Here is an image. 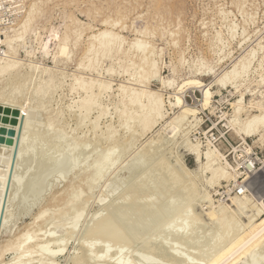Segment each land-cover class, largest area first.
Returning a JSON list of instances; mask_svg holds the SVG:
<instances>
[{"label": "rangeland", "instance_id": "1", "mask_svg": "<svg viewBox=\"0 0 264 264\" xmlns=\"http://www.w3.org/2000/svg\"><path fill=\"white\" fill-rule=\"evenodd\" d=\"M29 10L32 12L31 14ZM28 17H30L29 26L27 32L24 34L23 41L19 40L13 43L14 40L12 41L10 36L14 37V31L17 28L20 29L19 26ZM106 19L111 20V22L115 21L116 24L113 23L112 25L106 26L103 21ZM51 28L53 29L50 30ZM104 28H111L113 31L122 34L125 38L123 43L124 51L120 53L114 51L110 53L103 52V57L101 55L102 51H100L97 54L98 56L95 54L91 55L93 56L92 60L87 59L91 62L90 64L86 60L87 57L85 55L88 49L87 45L89 44V47L90 42H92L90 34L97 33ZM75 30L82 31V33L85 32V34H82L77 46H75L72 54H70L71 56L68 58L58 57L57 61L53 59L58 49L57 43L67 35L73 39L75 37ZM17 31L19 30H16L15 34ZM6 37L11 41L6 40ZM136 38L148 41L153 45L152 47L155 50V59L161 79L164 78V82L170 79L172 82L171 86H162L159 79H154L150 83H145L146 85L148 84L147 86L141 83V85L143 84V89L138 90L142 87H140V84H136L135 81L133 83V80L139 78L142 72L140 67V51L137 49L136 51L128 50ZM10 42L15 46V49H9L8 45L11 44ZM252 50L254 51L252 52ZM251 53L252 56L250 58ZM0 56V58L8 56L7 58L10 57L9 59H16V61L14 60L15 62L20 61L21 63L23 61L22 63H25V66L19 64L21 66L20 70L22 69V73L24 74L28 73L29 69L31 71L30 67L32 65L33 72L38 66L37 71H35L36 76L37 73L39 74L37 76L39 77L38 80L35 77L33 78L34 80L25 81V84L21 82L20 84L13 83V85H9L8 81H10L9 79L11 77L8 76L5 79L7 82H4L2 91H0V96L4 95V97H1L2 100L0 98V108L3 105L24 106L28 105L29 102L32 106H36L43 100H46L45 106L34 113L36 121L34 118L31 121L34 120L35 125L38 123L33 128L40 129V131L43 129V132L41 131L42 134L44 133L43 138H47L36 140L38 144H35L34 149L31 148L30 144H24L21 149L20 140L24 135H22L24 122H21L19 131L16 130L17 132L12 128H7L3 125L0 126V217L4 209L2 230H6L7 227L4 233L1 231L0 251L3 245L7 244L10 240H14L12 250L10 249L8 252L6 251V253L0 254V264H11L17 259L21 264H74L78 259H81V261L79 260L80 262L78 261L76 264H183L185 259L187 262H189L188 260L192 261L190 263L198 262V258L201 259L200 256H202V259L205 258L203 260L205 261L216 249L213 245V247L211 245L208 247L210 241L215 236L224 240L219 239L221 242L217 241L218 243L216 244L220 243L219 246L226 242L225 239L227 240L232 236V233H229V236L226 234L227 232L225 233V226V228L221 227L222 229H219L220 227L217 225L219 222L214 216L218 215L220 220L219 210L221 208L224 209L226 206L227 210H224L228 213L227 220L234 213L237 214L239 207L233 202L234 196L236 197L237 195H234L232 191L233 186H236L242 181H249L252 189L250 194L244 197L238 196L240 197L239 199L244 200V202L241 201L248 207L247 209L245 208L247 210L245 214H241L239 210L240 212L233 216L235 218L234 222L243 228L240 229L246 230L251 220H259L264 216V209L257 216L259 207L262 208L263 206L264 208V163L260 170L255 171L254 174L242 170L240 168L242 162L234 164V159L237 154L242 155L241 151L246 153L249 151L248 153H250L252 152L251 150H256L259 154H262L264 159V142L258 141L255 144L256 137L257 140L259 138L258 133L254 135L255 137H248L246 142L243 141L248 144H244L241 140V135L236 130L238 128L236 122L241 123L245 121L244 118L246 115L248 114L250 116L249 112L253 114L257 111V108L251 105L250 100L256 99L264 101V0H0ZM243 58H250L251 60L248 59L245 62H251H249L247 70L240 65L239 71L242 74L238 78L237 83L223 85L216 82L218 78L223 76L222 74L232 70L234 64ZM27 64L32 65L29 67ZM34 64H36L35 68ZM38 64L40 66L42 64L43 66H52L55 70L52 68L49 69L46 66L43 69L42 67L39 68ZM89 64L93 65V67L87 68L86 66ZM110 67L115 70V73L109 74ZM41 70L42 73L38 72ZM44 70L48 72L45 73L46 75L44 74ZM244 70L246 71L245 73H243ZM57 74L58 77H55ZM41 76L42 81L40 82ZM92 76L95 79L97 78L96 82L103 80L107 81L106 83L110 85L106 89V84L102 81L100 83L104 84L99 83V85H105V87L101 89L98 87L99 90H97V87L94 88L93 92L95 93L92 95V100L95 98L97 101L94 102L93 100V107L87 112L84 109L80 110V107H78L79 101H82L87 94L82 87H79L80 85L78 86L76 84V78L82 77L88 79L91 77L93 79ZM48 77L51 79H48ZM196 77L201 81L203 80L202 82L204 84H211V89L214 91L212 99L207 103L202 99L204 97V90H201L204 87H199L196 90H188V87H186L182 90L179 85L188 79ZM47 79L50 81L48 82ZM129 79L132 83L128 82ZM52 80L53 82H51ZM44 81L48 82V84ZM50 82L52 85L49 84ZM37 83L39 87H37ZM119 84L130 85L127 88L133 86L136 89L133 87L132 89L140 91V93H143L142 90H146V88L149 91L157 90V95L161 92L162 96L158 95V99L155 96H150V98L153 97L154 101L156 99L157 101L160 100L158 103L162 101L163 104H160L163 107H161V113L164 112L165 115L164 113L161 115L162 117L157 115L161 118L155 116L158 121L155 117H152L157 122H154L156 125L152 129L151 127L149 128L151 130L148 127L145 129L144 125L141 126L142 121H145L147 118L142 115L146 116L145 112L148 108L150 110L147 111V113L149 112L147 115H150L153 108L156 107L155 104H158L156 103L157 101L153 104V108L149 107L154 101L146 97L150 100L147 99V101L144 98V93V97L141 94V102L143 101L146 105H143L145 108L143 107L144 110H141V104L143 103H140V101L139 105L141 109H139L140 106L138 107V103L136 105L135 103H126L124 101L128 94V89L124 91L126 94L123 93L118 88L120 86ZM47 86L49 87L47 88ZM41 87L46 90H51H47L49 92L47 94V91L41 90L43 89ZM33 89L35 91L37 89L39 94L37 91L36 94ZM102 89L105 90L101 91ZM29 90L31 92L33 91L36 95ZM147 90L145 92L146 95L149 94ZM42 91L44 92L42 93ZM177 91H179L178 95H176ZM44 94L45 96H42ZM241 94H244V97L242 96L243 99ZM176 96L182 97L183 103L178 105L176 103L177 100L175 102ZM239 99L243 100V104ZM234 101H236L237 105H235L236 103ZM232 102L234 103L233 105ZM239 102L246 108L240 115L238 114L242 118H237V111H234L237 107L241 106ZM147 103L149 104L147 105ZM244 103H247L248 106L247 104L245 106ZM249 104L250 107L253 106L254 108H250ZM184 107L196 109V111L195 113H187L186 115L189 114L188 116L185 115L187 119L184 116V120L188 121L180 120L184 123L181 122L176 127L178 129L181 126L180 129L166 134L167 125L177 119L176 117L173 119L174 116L182 114L183 110L181 112V109ZM0 110L4 111L5 109L1 108ZM6 110L9 113V109L6 108ZM14 111L17 114L18 111ZM100 111H103L102 114L104 113V115L99 114L101 113ZM10 112H13V110ZM130 117L133 118L131 119ZM177 117L178 121L179 116ZM58 118L63 123L66 132L78 140L85 138V141H81L80 143L88 145L81 147L75 155L70 154L69 150H67L68 148H66L67 152L63 150L61 152V159L55 161L54 157L59 154L54 153L52 149L48 150L47 147H44L48 146L46 142H48L49 138L48 134L45 133L46 130L43 128L42 122L46 124L48 121L54 120L55 123H58ZM63 118L64 120L62 121ZM97 118V122H94ZM142 118L144 119L142 120ZM233 118H236V121ZM171 119H173L172 122H170ZM180 121L174 123L178 125ZM33 122H31L32 125ZM168 122L170 123L168 124ZM240 123L239 128L243 125V123L242 125ZM94 124L96 125L95 127H93ZM212 124L219 129L218 135H220V139L218 144H211L210 142L202 144L200 138L196 137L199 136L197 132L206 130ZM77 127L79 128L77 129ZM142 128L145 130L142 131L145 132L144 134L141 132ZM26 134L25 137L30 141L33 137L30 136L29 138L30 134ZM149 138L151 142L148 140ZM240 142L242 143L241 145L239 144ZM189 143L193 144L188 145ZM197 143H199V149H201L202 165H205V162H207L204 161L207 160L204 152L210 147L213 150H218L220 160L222 159L221 161L218 160L219 164H225L224 166L227 164L229 170L237 167L238 169H236L239 172L241 170L243 173L240 172L236 179L230 181L222 178L217 181L219 183H211L209 180L210 170H207L204 165L197 168L193 155L188 151L191 146H195ZM95 144L98 146L94 147ZM245 146L248 148L245 149ZM20 149L22 154L18 156ZM97 154L101 156L100 159L99 156L97 157ZM105 154L107 158L110 157L109 159L111 161L105 158ZM141 155L143 156L141 157ZM52 156L53 159L50 158ZM114 156H119V159H116ZM136 156L139 159H135L134 157ZM48 157L50 160L45 161L44 159ZM111 158L114 161L116 159L115 162L117 163L114 162L116 165H112ZM142 158L143 161H141ZM133 159L136 160V166H134ZM99 160H105V162L102 161V164L99 163ZM129 160L132 162L128 163ZM52 161L56 163L53 164ZM74 161L79 164L77 168L80 166L83 168L79 170V175H74L70 172ZM139 163H141V167ZM161 163H164L166 168L161 169ZM105 164L106 166L109 164L112 165V168L109 167L110 165L106 167ZM131 164L134 165L132 166ZM95 167L97 169L100 167L99 170L102 174L99 173V170L97 174ZM91 168L96 169H94L95 174L93 176L96 178L98 175L99 178H96L98 180L95 179V184L92 176L91 179H88L89 181L87 180L88 185L85 177ZM106 168L107 170H104ZM40 169L43 170L41 171ZM129 169L131 170L129 171ZM132 170L137 171L134 174ZM171 172H174L177 177L179 176L178 178L180 180L178 183L172 180L174 175L170 177ZM63 174L65 176H61ZM21 176H23V180L19 178ZM44 176L46 177L44 178ZM2 178L3 180H1ZM241 178H243L242 181ZM19 180L22 181V183L20 181L21 185L18 184ZM38 183L43 185L45 183V187ZM41 186L42 188H40ZM2 187L4 188L3 190ZM39 188L40 190H37ZM228 188L232 190L229 191ZM189 190H191L190 193ZM187 192L191 195H188ZM260 193H262V196ZM77 194L79 196H76ZM255 194L257 197H255ZM186 196L188 199H186ZM246 196H248V199L245 198ZM176 199L178 200L174 202H177V204L180 203V208H178L179 210L175 209L176 212L171 216L173 222L183 221L184 217L182 215L185 208L190 207V216H195V219L190 218L191 220L188 219L186 221L189 226V231L186 237H182L183 239L172 235L169 236V234L167 235L164 232L158 233L164 230L169 225L167 223L171 221L169 217L162 215L166 211L163 210L166 206L165 203L167 204L169 200ZM71 201L72 203L74 202L73 205H71ZM78 202L82 208L77 206L78 204L76 205ZM261 204L263 205L261 206ZM123 205L124 207H122ZM223 205L224 207H221ZM229 205L230 208L232 207V210L234 208L233 211L236 208V211L232 212L231 215L230 211L232 210H229ZM76 206L80 209H77ZM249 207L251 208L248 209ZM124 208L127 211L129 210V212L133 211L136 213L138 211L139 214L145 212L142 214L145 217L147 214L153 215L154 217L151 216L153 219H157V215L163 218L166 217L165 221H161L160 223L158 221L154 224H158L156 225V230L159 231L157 232L155 230L153 235H149L152 236L151 240L154 239L152 241V243L154 242L153 244H150V246L145 245L146 242L137 234L131 236L132 241L129 244H111V242H107L104 239L99 241L94 238L92 239L90 237L91 235L89 236V231L92 232L94 218L97 217V214L111 213L112 210L115 212L120 209L124 210ZM211 209H217L219 213L216 210L217 212H213L218 214L215 213L216 215L210 216ZM210 210L211 212L208 214L207 212ZM161 211L162 213L160 215ZM250 214H256L257 218H253V215V219L250 218ZM196 216L199 217L196 218ZM212 217L215 219L213 220ZM147 218L149 217L147 216ZM230 221L233 223V218L228 220V222ZM245 225L248 226L246 227ZM242 230L240 231L242 232ZM24 234L31 236V238L29 235L27 237L29 239V241L27 239L28 244L23 242V238L26 236ZM158 234L163 236H159ZM47 239H50L49 242ZM155 239L159 241L157 242ZM29 242L33 243H31L33 245L32 249L27 246ZM212 242L214 243L215 241ZM258 243L256 244L257 246L254 245L255 247H251L250 249L253 250L254 248V250L252 252H250L251 250L246 252L247 254L245 253L239 261L240 263L238 262L237 264H264V242L261 243L260 241ZM44 250L47 251L45 252ZM43 251L45 253L51 251L53 255L50 258L46 257V255L41 256ZM186 255H189L190 259H187ZM20 256H25V258H22L25 262L23 261L22 263L19 260ZM12 259H14L13 262ZM17 263L19 264V262Z\"/></svg>", "mask_w": 264, "mask_h": 264}, {"label": "bare ground", "instance_id": "2", "mask_svg": "<svg viewBox=\"0 0 264 264\" xmlns=\"http://www.w3.org/2000/svg\"><path fill=\"white\" fill-rule=\"evenodd\" d=\"M30 11V10H29ZM30 14L32 13L31 11L29 12ZM28 14V13H27ZM27 17V16H26ZM32 19V18H31ZM69 19V18H68ZM29 21H30V17H28L26 20H25V22L24 23H22L20 26H19V28L20 29H16V30H19V31H17V33L15 34V31H14V34H13V36L14 37H11L10 35V39L13 41L14 40V42L13 43H15L16 41H19V40H22L23 39V37H24V34L27 32V30H28V26H29ZM73 21V20H72ZM104 21V24H106V26L107 25H112L113 23H115V21H112L111 22V20H109V19H106V20H103ZM116 24V23H115ZM90 25V24H89ZM105 26V27H106ZM236 26V25H235ZM67 28V27H66ZM53 28H51L50 30H52ZM138 29V28H137ZM143 29V28H142ZM233 30V29H232ZM54 31V30H53ZM56 31V30H55ZM234 31V30H233ZM139 33V32H138ZM82 34H85V32H83L82 33V31H79V30H75V32H74V35H75V37L73 38V39H71L68 35L66 36V37H64L63 39H61L60 41H59V43H57L58 44V49H57V51L55 52V55H54V58L53 59H55L56 61H57V58L59 57H66V58H68V57H70L71 55L70 54H72V52H73V49L75 48V46H77V44H78V42H79V40L81 39V37H82ZM7 35V34H6ZM51 35V34H50ZM91 36H90V39L92 40V42H90V46L88 47V45H87V51H86V60L87 59H89V60H92V58H93V56H91V55H93V54H95L96 56H98L97 54H98V52H100V51H102V57H103V55H104V53L103 52H116V53H120V52H123L124 51V49H123V43H124V40H125V38L122 36V34H119L118 32H115V31H113L111 28L110 29H108V28H104V29H101V30H99L97 33H93V34H90ZM7 37H8V35H7ZM6 37V40H9L8 38ZM36 38V37H35ZM50 38V37H49ZM220 38V37H219ZM145 39V38H144ZM11 40H9V41H11ZM142 39H138V38H136L135 40H134V42H132V46H131V48H128V50L129 51H131V50H133V51H136V49L138 50V51H140V60H141V75H140V77L139 78H136V79H134L133 80V83H134V81H135V83L137 84H140V87H142V88H140V89H138V90H141V89H143V84L141 85V83H150L152 80H154V79H159L160 80V82H161V84H162V86L163 85H168V87L169 86H171L172 85V82L170 81V79H169V81H167L166 82V80H165V82L163 81V79H161V76H160V73H159V70H158V68H157V61H156V59H155V50H154V48L152 47L153 45L150 43V42H148V41H141ZM148 40V39H147ZM9 41H8V44H9ZM23 41V40H22ZM11 44L10 45H8L9 46V49H15V46L12 44V42H10ZM43 47H45V46H43ZM134 48V49H133ZM153 48V49H152ZM46 49V48H45ZM44 50V49H43ZM127 50V51H128ZM13 51V50H12ZM254 50H252V52H253ZM128 53V52H127ZM54 54V53H53ZM107 55H108V53H107ZM110 55V54H109ZM9 56V55H8ZM8 56H5L4 58H0V91H2V88H3V86H4V82L6 81L5 79L9 76V77H11L9 80L10 81H8L9 82V85H13V83L14 84H16V83H24L25 81H28V80H34L33 78H35V77H37L39 74L37 73V76H36V73H35V71H37V68H38V66H37V68H35L36 67V64H34V68L36 69V70H34V72L32 71L33 69V65L31 66V65H29V64H27V65H29V67L31 68V71H30V69H29V72L28 73H22V69L20 70V68H21V66H20V64L21 65H26L25 63L23 64L22 62L20 63V61L19 62H15L16 61V59H14V60H12V58H13V55H12V58L11 59H9V58H7ZM11 56V55H10ZM15 56V55H14ZM83 56V55H82ZM95 56V57H96ZM121 56V55H120ZM249 56V55H248ZM251 56H252V53H251V55H250V58H251ZM1 57V56H0ZM81 57V56H80ZM109 57V56H108ZM113 57V56H112ZM115 57V56H114ZM130 57V56H129ZM15 58V57H14ZM250 58H243V59H241L240 61H238V63H236V64H234V67H233V69L232 70H229V71H227L226 73H224V74H222L223 76H221L220 78H218L217 80H216V82H218V83H220V84H223V85H227V84H235V83H237V80H238V78H240V76H241V72L239 71V67H240V65H242L243 66V68L245 69V70H247V68H248V66H249V62H251V61H248V63H246L245 61H247L248 59L249 60H251ZM83 59V58H82ZM85 59V58H84ZM19 60V59H18ZM17 60V61H18ZM89 60H87L88 62H89ZM253 60V59H252ZM83 61V60H82ZM97 61V60H96ZM131 61V60H130ZM84 62V61H83ZM88 62H87V64H88ZM20 63V64H19ZM90 64H91V62H89ZM88 65V66H86L87 68H92L93 67V65ZM39 65V64H38ZM80 65H82V63H80ZM20 66V67H19ZM44 66H46V67H48L47 65H44ZM43 64H42V66H40L39 65V68L40 67H42V69H43ZM132 67H133V65H131ZM27 67V66H26ZM25 67V68H26ZM84 67V66H83ZM85 67V68H86ZM24 68V67H23ZM49 69L50 68H52V66H49L48 67ZM111 68V67H110ZM128 68V67H127ZM127 68H126V70H127ZM130 68V67H129ZM46 69V68H45ZM52 69H54V68H52ZM60 69V68H59ZM47 71H49L48 69H46ZM55 70V69H54ZM109 70V69H108ZM125 70V71H126ZM243 70V69H242ZM241 70V71H242ZM243 71V73H245L246 71ZM53 71V70H52ZM115 70H113V68H111L110 70H109V74H113V73H115L114 72ZM25 72V71H24ZM27 72V71H26ZM38 72H41L42 73V70L41 71H38ZM45 73H48V72H46L45 70H44V74ZM56 73V72H55ZM50 74H51V71H50ZM53 74H54V72H53ZM101 74V73H100ZM46 75V74H45ZM48 75V74H47ZM52 75V74H51ZM56 75V74H55ZM55 75H53V76H55ZM138 75V74H137ZM52 76V77H53ZM98 76H100V75H98ZM132 76V75H131ZM46 77V76H45ZM50 77V76H49ZM48 77V79H51V78H49ZM55 77H58V74H57V76H55ZM54 77V78H55ZM93 77V76H92ZM41 78V80H40V82L42 81V76L40 77ZM44 78V77H43ZM54 78H52V79H54ZM133 78V77H132ZM35 79H39V77H37V78H35ZM47 79V81L49 82L50 80H48ZM97 79V78H96ZM96 79L93 77V79L91 78V77H89L88 79H84V78H82V77H77L76 78V84H78V86L79 87H82V89H84L85 90V92H86V96L83 98V100L82 101H79V106L78 107H80V110L81 109H84V111H87V112H89L90 110H91V108L93 107V100H94V102H96L97 100L94 98L93 100H92V95H94V93L95 92H93V90H94V88L95 87H97V90H99V89H101V88H103V87H105V85H99V83L100 82H102L103 80H101V81H97L96 82ZM57 80V79H56ZM173 80V79H172ZM262 80V79H261ZM174 81V80H173ZM203 81V80H202ZM199 78H192V79H188L187 81H184L182 84H179L180 86H181V89L182 90H184L183 88H186V87H188V90L189 89H197V88H199V87H204V89H200L201 91H203L204 90V92H203V94H204V97L202 98V99H204V102H209L210 101V99H212V95H213V92L214 91H212V89H211V84H207V83H203ZM263 81V80H262ZM261 81V82H262ZM7 82V81H6ZM33 82V81H32ZM38 82V81H37ZM44 82H46V81H44ZM48 82H46V84H48ZM51 82H53V80L51 81ZM49 83V84H51L52 85V83ZM105 84H106V89H107V87L109 88V85H108V83H106L107 81H103ZM129 83H132V82H130V79H129V81H128ZM175 82V81H174ZM174 82H173V85H174ZM55 83H56V81H55ZM104 83H100V84H104ZM109 83H110V81H109ZM128 83V84H129ZM25 84V83H24ZM44 84V83H43ZM127 84V83H126ZM126 84H123V85H121V84H119L120 86L118 87L119 89H121L122 90V92L123 93H125L124 91H126L127 89V95H126V98H125V102L126 103H135L136 105H137V103H138V107L140 106L139 104L140 103H143V101L141 102V99H140V96H141V94H142V96H143V93H144V95H145V97L144 98H146V97H148V98H150V96H155V98H159L158 97V95L159 96H162V94H161V92L157 95L156 94V92H157V90L156 91H149V90H147V88H146V90H147V92L149 93V94H145V92H146V90H145V92H144V90H142L143 91V93H140V91H135L134 89H132V87L131 88H127V86L129 87L130 85H126ZM6 85H7V87H8V84L6 83ZM37 85V87H39V84L37 83L36 84ZM41 85V84H40ZM53 85H54V83H53ZM125 85V86H124ZM132 85V84H131ZM146 85V84H145ZM148 85V84H147ZM146 85V86H147ZM178 85V87H180ZM55 86V85H54ZM54 86H52L53 88H54ZM138 86V85H137ZM161 86V87H162ZM33 87V86H32ZM49 86H47V88H48ZM51 87V88H52ZM74 87H76V86H74ZM98 87H100L99 89H98ZM149 87V86H148ZM165 87H167V86H165ZM10 88V87H9ZM34 88V87H33ZM41 88H43V87H41ZM44 88H45V86H44ZM41 89V90H46V89ZM133 88H135V87H133ZM139 88V87H138ZM5 89V88H4ZM17 89V88H16ZM75 89V88H74ZM130 89H132L131 91H129ZM136 89V88H135ZM149 89V88H148ZM151 89V88H150ZM162 89H164V88H162ZM180 89V88H179ZM178 89V90H179ZM19 90V89H18ZM32 90V89H31ZM34 90V89H33ZM48 91H50L51 89H47ZM46 90V91H47ZM103 90H105V89H102L101 91H103ZM154 90V89H153ZM30 91V90H29ZM35 91V90H34ZM36 91H37V89H36ZM36 91H35V93H36ZM47 91V94L49 93ZM179 91H181V90H179ZM179 91H177V94L176 95H178V92ZM31 92V91H30ZM41 92V91H40ZM44 91H42V93H43ZM140 94H139V93ZM153 92H155V94H153ZM184 92V91H183ZM31 93H34L33 91L31 92ZM34 93V94H35ZM37 93H38V91H37ZM36 93V94H37ZM41 93V94H42ZM98 93V92H97ZM202 93V92H201ZM2 94H4L3 92H2ZM35 94V95H36ZM39 94V93H38ZM126 94V93H125ZM173 94H175V93H173ZM186 94V93H185ZM121 95V94H120ZM244 94H241V97L243 96ZM31 96H33V94H31ZM42 96H45V94L44 95H42ZM157 96V97H156ZM1 97H4V95L3 96H0V98ZM95 97H97V96H95ZM142 97V99L144 100V98ZM182 97H183V95H182ZM182 97H180V96H176L175 97V102H176V100H177V104L179 105L180 103H183L182 102ZM244 97V96H243ZM243 97H242V99H243ZM148 98H146V100L148 99ZM240 98V97H239ZM44 99H45V97H44ZM157 99L155 100V101H157ZM161 99H162V97H161ZM241 99V100H242ZM1 100H2V98H1ZM3 100H4V98H3ZM5 100H6V98H5ZM28 100V99H27ZM42 100H43V98H42ZM149 100V99H148ZM147 100V101H148ZM150 100H153L154 101V98L153 97H151L150 98ZM149 100V101H150ZM187 100V99H186ZM238 100V99H237ZM236 100V101H237ZM240 100V99H239ZM240 100V102H242V104H243V100L241 101ZM10 101V100H9ZM30 101V100H29ZM45 101L46 100H43L42 102H40L39 104H37L36 106H32L31 104H30V102H29V104L28 105H24V106H19V105H16V106H8V105H3V106H1V108L3 109H5L4 111H2V110H0V126H6L7 128H12L13 130H17V131H19V127H20V125H21V122H24V125H23V133H22V138H21V140H20V148L22 149V146H24V144L26 145V144H30V146H31V148L32 149H34V146H36L35 144H38V143H36V140H43V139H45V138H43V134H42V132H43V129L40 131V129L39 130H37V129H35V128H33V126L35 125L34 123L35 122H33L34 120L36 121V119H35V117H34V113L36 112V111H38V109H40V108H42L43 106H45ZM138 101V102H137ZM139 101H140V103H139ZM152 101V102H153ZM155 101H154V103H152V105L150 104V106L149 107H152L153 106V104H155ZM160 100H158L156 103H158ZM184 101V100H183ZM236 101H234L235 103H236ZM6 102V101H5ZM26 102V101H25ZM239 102V103H240ZM250 102H251V105H253L254 107H256L257 108V111H256V113H250L249 112V114H250V116H248V114L246 115V117L244 118L245 119V121H243V122H239L240 123V125H242V123H243V125L239 128V123L238 122H236V124H238L237 125V133L238 134H240L241 136V140H242V142L244 141V142H246V139L248 138V137H253L255 134H257L258 133V136H259V138H258V140H257V137H256V141H255V144L258 142V141H262V142H264V101L263 100H256V99H251L250 100ZM249 102V103H250ZM151 103V102H150ZM161 103H162V101H161ZM161 103H158V104H155L156 105V107H152L153 108V110L151 111V113H150V115H147V114H149V112L147 113V111L148 110H150L149 108H148V110H146V112H145V114H146V116L145 115H142V116H144V117H147L146 118V120L145 121H142V125L141 126H143L144 125V128L146 129L147 127H148V129L151 127V129H152V127L154 126V125H156V124H154V118L152 119V117H155V116H157V115H159V116H161V115H163V113L164 112H162L161 113V109L163 108L160 104ZM176 103H174L175 105H177ZM12 104V103H11ZM44 104V105H43ZM95 105H96V103H94ZM149 103H147V105H148ZM163 104V103H162ZM205 104V103H204ZM203 104V105H204ZM209 104V103H208ZM234 103L232 102V105H233ZM245 104V106H246V104L247 103H244ZM143 105H145V103H143V104H141V106H142V109H141V106L139 107V109H141V110H144L143 109ZM181 105H184V104H181ZM195 105V104H194ZM235 105H237V103L235 104ZM234 105V106H235ZM239 105V104H238ZM240 105H241V103H240ZM239 105V106H240ZM146 106V105H145ZM205 106H207V105H205ZM233 106V108L235 109V107ZM247 106H248V104H247ZM250 107V104H249V107L250 108H254V107ZM56 107V106H55ZM125 107V106H124ZM162 107V108H161ZM193 107V106H192ZM0 108V109H1ZM6 108H8L9 109V113H7V110H6ZM145 108V107H144ZM184 108H186V107H184ZM184 108H182L181 109V112H182V110H183V112H182V114H178L177 116H179V120L178 121H180L181 119H182V121H188V120H184V116L187 114V113H195V111H196V109L194 110V109H191V108H186V109H184ZM61 109V108H60ZM105 109V108H104ZM103 109V110H104ZM238 109V110H237ZM237 109H235L234 111H237V115L239 114L240 115V113L242 112V111H245L246 110V108L244 107V105H241L240 107H237ZM11 110H13V112H10ZM14 110H17L18 112H17V114L15 113V111ZM105 111V110H104ZM248 111H249V108H248ZM253 111V110H252ZM87 112H85V113H87ZM101 112V111H100ZM103 112V111H102ZM102 112L101 113H99V114H102ZM179 113H180V111H178ZM247 112V111H246ZM6 113H7V115H6ZM38 113V112H37ZM40 113V112H39ZM84 113V112H83ZM236 113V112H235ZM82 114V113H81ZM144 114V113H143ZM39 115V114H38ZM102 115H104V113L102 114ZM101 115V116H102ZM132 115V114H131ZM130 115V116H131ZM152 115H154V116H152ZM164 115H165V113H164ZM182 115V117H180ZM189 115V114H188ZM188 115H186V116H188ZM192 115V114H191ZM194 115V114H193ZM192 115V116H193ZM238 115V117L237 118H239V117H241V116H239ZM149 116H151V117H149ZM159 116H157V117H159ZM177 116H174L173 117V119L176 117L177 119H178V117ZM185 116V117H186ZM195 116V115H194ZM62 117V116H61ZM100 117V116H99ZM162 117V116H161ZM161 117H159V118H161ZM164 117V116H163ZM236 117V116H235ZM248 117V118H247ZM34 118V120L33 121H31V119H33ZM42 118V117H41ZM41 118H40V120H41ZM131 119L133 118V117H130ZM242 118V117H241ZM240 118V119H241ZM247 118V119H246ZM144 118H142V120H143ZM155 119L157 120V118L155 117ZM163 119V118H162ZM173 119H171L170 120V122H172L173 121ZM177 119L176 120H174V122L175 123H178V121H177ZM186 119H187V117H186ZM234 119V118H233ZM236 119V118H235ZM234 119V121H236ZM243 119V120H244ZM38 120V119H37ZM64 120V118L62 119V121ZM96 121H94V122H97V120H98V118L97 119H95ZM4 121H6V122H4ZM59 120V118H58V123H55V121L53 120V121H48L46 124H44L42 121H38V122H42V126H43V128H45V130H46V132L45 133H47L48 134V138H49V140H48V142H46V144H48V146H44V147H47L48 148V150H53V152L54 153H56V154H59L58 156H56V157H54V160L55 161H59L60 159H61V152L63 151V150H66V148H68L67 150H69V153L71 154H73V155H75V153L77 152V151H79L80 149H81V147H83V146H86V145H88V144H85L84 142V144H81L80 142L81 141H85V138H83V139H76V138H74L73 137V135H71V134H69L68 132H66L65 131V129H64V126H63V123ZM158 121V120H157ZM156 121V122H157ZM160 121V120H159ZM177 121V122H176ZM182 121H180L179 122V124L177 125V124H175L174 122H172V123H170V122H168V124L169 125H167V129H166V127L165 126H163V127H165V129H166V131H165V133L166 134H169L170 132H173V131H175L177 128L176 127H178L179 125H180V123L182 122ZM238 121V120H237ZM240 121V120H239ZM31 122H33V125H32V123ZM92 122V121H91ZM144 122V123H143ZM155 122V123H156ZM183 123V122H182ZM197 123V122H196ZM234 123V122H233ZM38 123H36V125H37ZM184 124V123H183ZM185 124H186V122H185ZM198 124V123H197ZM196 124V125H197ZM35 125V126H36ZM233 125H235V124H233ZM96 125L94 124L93 125V127H95ZM183 126V125H182ZM185 126V125H184ZM4 128V127H3ZM36 128H38V127H36ZM41 128V127H40ZM79 127H77V129H78ZM144 128H142L141 129V132L142 131H145L144 130ZM180 128H181V126H180ZM180 128H178V129H180ZM236 128V127H235ZM234 128V129H235ZM74 129H76V128H74ZM94 129V128H93ZM151 129H149V130H151ZM177 129V130H178ZM8 130V129H7ZM176 130V131H177ZM16 131V132H17ZM15 132V133H16ZM6 133H7V131H6ZM15 133H14V135H15ZM25 133H27L28 135H29V138H30V136L31 137H33L30 141H28L27 140V138L25 137ZM143 134L145 133V132H142ZM147 133V132H146ZM26 134V135H27ZM13 135V136H14ZM12 136V137H13ZM10 137V136H9ZM15 137V136H14ZM255 137V136H254ZM28 138V139H29ZM9 139V138H8ZM47 139V138H46ZM148 140H150V138L148 139ZM43 142H45V141H43ZM150 142H151V140H150ZM243 142V143H244ZM261 142V143H262ZM97 143V142H96ZM99 143V142H98ZM94 144V143H93ZM191 144H193V143H191ZM190 143L188 144V145H191ZM195 144V143H194ZM199 143H197V145H198ZM244 144H246V143H244ZM96 145V146H95ZM94 145V147H97L98 145L97 144H95ZM197 145H193V146H189L190 148L188 149V151H190V153L193 155V157H194V160H195V162H196V164H197V168H199V167H202L203 165H202V162H201V152H200V150L201 149H199V145L197 146ZM201 145V144H200ZM210 145V144H209ZM5 146V145H4ZM40 146V145H39ZM43 146V145H42ZM114 146V145H113ZM247 146V145H246ZM245 146V147H246ZM19 147V146H18ZM250 147V146H249ZM252 147V146H251ZM2 148V147H1ZM99 148V147H98ZM98 148H96V149H98ZM111 148H112V145H111ZM114 148V147H113ZM187 148V147H186ZM209 148V149H208ZM207 148V151H203L204 153H205V155L204 156H206L205 158L207 159V160H204V161H207V162H205V167H206V169L207 170H210V177H209V180L211 181V183H215V182H217L218 180H221L222 178H225L226 179V181H230V180H232V179H236L238 176H239V174H240V172H242L241 170H240V172L237 170L238 168L237 167H235V168H231L232 170H229L228 168H227V164H226V166H224L225 164H219V162H218V160H220V157H219V154H218V150L216 151V149L215 150H213V149H211L210 147H208ZM248 147H246L245 149H247ZM21 149H20V152H19V154H18V156L20 155V154H22V151H21ZM27 149V148H26ZM28 149H30L29 147H28ZM44 149V148H43ZM2 150V149H1ZM67 150H66V152H67ZM94 151H95V149H93ZM113 150V149H112ZM116 150V149H115ZM18 151H19V149H18ZM40 151V150H39ZM107 151H108V149H107ZM252 151V150H251ZM24 152V151H23ZM30 152H31V150H30ZM52 152V151H51ZM249 151H247V153H248ZM11 153V152H10ZM28 153V152H27ZM32 153V152H31ZM37 153V152H36ZM52 154V153H51ZM102 154V153H101ZM111 154V153H110ZM143 154V153H142ZM5 155V154H4ZM31 155V154H30ZM43 155V154H42ZM47 155V154H46ZM102 155H104V154H102ZM106 155V154H105ZM220 155H222V154H220ZM39 156V155H38ZM99 155L97 154V157H98ZM111 156V155H110ZM138 156V155H137ZM137 156L136 157H134L135 159H139V157L137 158ZM143 155H141V157H142ZM223 156V155H222ZM43 157V156H42ZM59 157V158H58ZM100 157L101 156H99V159H100ZM104 157V156H103ZM114 157H116V156H114ZM119 157V156H118ZM118 157H116V159H119ZM140 157V158H141ZM1 158V157H0ZM51 159H53V156L52 157H50ZM105 158H107V155L105 156ZM104 158V159H105ZM110 157H108L107 158V160L109 159ZM113 158V157H112ZM111 158V159H112ZM38 159H40V158H38ZM44 159V158H43ZM49 159V157L48 158H46V159H44L45 161L46 160H48ZM95 159H98V158H95ZM116 159H115V161H116ZM135 159H133L134 160V163H135V165L134 164H131L132 166L134 165V166H136L137 164H136V160ZM224 159V158H223ZM41 160V159H40ZM50 160V159H49ZM106 160V159H105ZM105 160H102L103 162H105ZM222 160V159H221ZM220 160V161H221ZM225 160V159H224ZM100 161V160H99ZM98 161V162H99ZM102 161H100L99 163H102ZM109 161H111L110 159H109ZM114 159H112V162H113V164L112 165H116V164H114ZM141 161H143V158H142V160ZM53 162V164H55L54 163V161H52ZM76 161H74V163H73V165H72V167H71V169H70V172H72L74 175H76V174H78L79 173V170L82 168L81 166L79 167V168H77V166L79 165V164H77V163H75ZM130 162H132V161H130L129 160V162L128 163H130ZM139 162V161H138ZM137 162V163H138ZM36 163V162H35ZM45 163H47V162H45ZM98 163V164H99ZM106 163H107V161H106ZM115 163H117V162H115ZM204 163V162H203ZM221 163V162H220ZM225 163V162H224ZM226 163H227V161H226ZM1 164V163H0ZM8 164V163H7ZM10 164V163H9ZM97 164V165H98ZM103 164V163H102ZM239 164H241V163H239ZM110 165V164H109ZM108 165V166H109ZM112 165H110L109 167H111ZM35 166V165H34ZM96 166V165H95ZM105 166H106V164H105ZM108 166H106V167H108ZM139 166L141 167V163H139ZM138 166V167H139ZM49 167V166H48ZM51 167V166H50ZM94 167V166H93ZM101 167V166H100ZM100 167H99V169H100ZM114 167V166H113ZM123 167V166H122ZM124 167H125V165H124ZM139 167V168H140ZM160 167H161V169L162 168H166L165 167V164L164 163H161L160 164ZM229 167H231L230 165H229ZM96 168V167H95ZM95 168H91V170H89L88 172H87V174H86V177H85V181H87L88 179H91V177L95 174V170L97 169H95ZM102 168H103V166H102ZM102 168H101V170H102ZM112 168V167H111ZM130 168H132V167H130ZM138 168V169H139ZM237 168V169H236ZM83 169V168H82ZM87 169V168H86ZM95 169V170H94ZM99 169H97L96 170V173H97V171L99 170ZM133 169H135V168H133ZM137 169V168H136ZM6 170V169H5ZM36 170V169H35ZM41 170V169H40ZM43 170V169H42ZM41 170V171H42ZM85 170V169H84ZM104 170H107V168L106 169H104ZM103 170V171H104ZM109 170V169H108ZM131 169H129V171H130ZM2 171V170H1ZM3 171H4V169H3ZM40 171V172H41ZM135 171H137V170H135ZM135 171H133L132 170V172H134V174H135ZM81 172V171H80ZM101 171L99 170V173H100ZM107 172V171H106ZM3 173V172H2ZM50 173V172H49ZM131 173V172H130ZM243 173V172H242ZM263 173V172H262ZM262 173H261V175H262ZM61 174V173H60ZM72 174V175H73ZM98 174V173H97ZM96 174V175H97ZM100 174H102V173H100ZM104 174H105V171H104ZM259 174V173H258ZM264 174V173H263ZM25 175V174H24ZM47 175V174H46ZM59 175V174H58ZM79 175V174H78ZM130 175H132V174H130ZM174 175V176H173ZM247 175V174H246ZM249 175V174H248ZM33 176V175H32ZM31 176V177H32ZM41 176V175H40ZM61 176H65L64 174L63 175H61ZM98 176V175H97ZM96 176V178H99V176L97 177ZM171 176H173L172 177V180H174V182L175 183H178L179 182V176L177 177V175H175V173L174 172H171L170 173V177ZM30 177V178H31ZM46 176H44V178H45ZM100 177L101 178H103L101 175H100ZM116 177V176H115ZM261 177V176H260ZM1 178V177H0ZM3 178H4V176H3ZM3 178L1 179V180H3ZM21 180H23L22 178H23V176H21V177H19ZM55 178V177H54ZM57 178V177H56ZM94 176L92 177V180L94 179V182H95V184H96V181H95V179H96ZM246 178V177H245ZM264 178V177H263ZM16 179H18V178H16ZM21 180H19L18 181V184H20V181ZM40 180V179H39ZM96 180H98V179H96ZM25 181H26V179H25ZM41 181V180H40ZM39 181V182H40ZM89 181V180H88ZM88 181H87V183H88ZM91 181V180H90ZM225 181V182H226ZM234 181V180H233ZM1 182V181H0ZM16 182H17V180H16ZM44 182H46V181H44ZM92 182V181H91ZM98 182V181H97ZM120 182V181H119ZM238 182H240V181H238ZM262 182V181H261ZM21 183H22V181H21ZM37 183V182H36ZM43 183V182H42ZM86 183V184H87ZM217 183H219V182H217ZM229 183V182H228ZM17 184V183H16ZM17 184V185H18ZM29 184H30V181H29ZM38 184H40V185H43V184H41V183H38ZM2 185V184H1ZM21 185V184H20ZM23 185V184H22ZM44 185H45V183H44ZM43 185V186H44ZM47 185V184H46ZM88 185H89V183H88ZM91 185V184H90ZM229 185V184H228ZM232 185V184H231ZM16 186V185H15ZM23 187V186H22ZM30 187V186H29ZM45 187V186H44ZM89 187H91V186H89ZM234 187V186H233ZM19 188H21V187H19ZM36 188V187H35ZM40 188H42V186L40 187ZM40 188L39 189H37V190H40ZM4 188L2 187V190H3ZM24 189V188H23ZM26 189V188H25ZM45 189V188H44ZM229 189V191L230 190H232V189H230V188H228ZM75 190V189H74ZM193 190V189H192ZM263 190V189H262ZM16 191H17V188H16ZM34 191V190H33ZM76 191V190H75ZM190 191L191 190H189V193H190ZM194 191V190H193ZM74 192V191H73ZM77 192H81V191H77ZM83 192V191H82ZM194 192H196V191H194ZM193 192V193H194ZM218 192V191H217ZM220 192V191H219ZM263 192V191H262ZM3 193V192H2ZM75 193V192H74ZM258 193V192H257ZM256 193V194H257ZM70 194V193H69ZM69 194H68V196H69ZM80 194V193H79ZM187 194H188V192H187ZM255 194V195H256ZM261 194V196H262V193H260ZM81 195V194H80ZM188 195H191V194H188ZM258 195V194H257ZM257 195L255 196V197H257ZM70 196H72V195H70ZM76 196H79L78 194L76 195ZM73 197H74V195H73ZM81 197V196H80ZM79 197V198H80ZM233 197V196H232ZM231 197V198H232ZM259 197H260V195H259ZM240 197H238V196H234V201L233 202H235V204H237L236 206L237 207H239V209L237 210V214L240 212L241 214H245L246 212H247V205H245L243 202H244V200H242V199H239ZM245 198H247L248 199V196H246ZM261 199H262V197H260ZM259 198V199H260ZM2 199V198H1ZM70 199V198H69ZM73 199V198H72ZM75 199H78V198H75ZM173 199H174V197H173ZM181 199V198H180ZM183 199V198H182ZM186 199H188L187 198V196H186ZM185 199V200H186ZM208 199V198H207ZM250 199V198H249ZM253 199V198H252ZM257 199V198H256ZM178 199H176V200H169L168 202H167V204L165 203V208L163 209V210H166L165 211V214H162L163 216H165L166 215V217H169L170 218V220H171V216L176 212V210L178 209V208H180L179 206V204H177V202H174V201H177ZM210 200V199H209ZM233 200V199H232ZM243 202H242V201ZM70 201V200H69ZM74 201V200H73ZM76 201H78V200H76ZM180 201V200H179ZM182 201V200H181ZM184 201V200H183ZM250 201V200H249ZM248 201V203H250ZM257 201H259L258 199H257ZM261 201V200H260ZM75 202V201H74ZM73 202V203H74ZM70 203V202H69ZM73 203H72V201H71V205H73ZM256 203V202H255ZM1 204V203H0ZM78 204V205H77ZM82 204V203H81ZM119 204V203H118ZM117 204V205H118ZM184 204V203H183ZM220 204V203H219ZM222 204V203H221ZM76 205L77 206H79V202L78 203H76ZM255 205V204H254ZM253 205V206H254ZM263 204H261V206H262ZM76 206V207H77ZM83 206V205H82ZM119 206H120V204H119ZM183 206V205H182ZM235 206V205H234ZM235 206V207H236ZM251 206H252V204H251ZM71 207H74V206H71ZM80 207V206H79ZM79 207H77V209L79 208ZM122 207H124V205L122 206ZM126 208H127V206H125ZM221 207H224V205L223 206H221ZM221 207H219V208H221ZM80 208H82V207H80ZM79 208V209H80ZM121 208V207H120ZM126 208H124V210H116L115 212L112 210L111 211V213H106V214H100V215H98L97 214V217L96 218H94L95 220H94V225H93V227H92V232L91 231H89V236L90 237H92V239L94 238V239H96V240H99V241H102L103 239L105 240V241H107V242H111V244H120V243H124V244H126V243H130L132 240V238H131V236H133V235H139L141 238H142V240L143 241H145L146 242V244L145 245H149L150 246V244H153L152 243V241H154V239L153 240H151V238H152V236H149L150 234H152L153 235V233H155L154 231L156 230V225H158L157 223H156V225H154L155 224V222H158V223H160L161 221H165V219H166V217H160L159 215H157L158 217H157V219L155 218V219H153L151 216H153V215H149V214H147V216L149 217V218H147V216L145 217L144 215L142 216V214H144V213H140L139 214V212L137 213H135V212H129V210L127 211L126 210ZM190 208V207H189ZM189 208H185V210H184V213H183V221H179V222H173L172 220L171 221H169L167 224H169V225H167L165 228H164V230H161V231H159V230H156L158 233H160V232H164V233H167V235L169 234V236H175V237H186V235H187V232L189 231V226H188V223L186 222L188 219L189 220H191L192 218H194L195 219V216H193V217H191L190 216V213H189ZM212 208H214V207H212ZM218 208V209H219ZM246 208V209H245ZM251 207H249L248 209H250ZM253 208V207H252ZM74 209H76V208H74ZM84 209V208H83ZM83 209H82V211H83ZM109 209V208H108ZM107 209V210H108ZM112 209V208H111ZM176 209V210H175ZM224 209H226L227 210V206L226 207H224ZM223 208H221V210H219L220 211V213H219V211H218V213L220 214V220H219V216L218 215H216V214H218V213H216L217 211L216 210H212V212L213 211H216L215 213L213 212H211V210L210 211H208L207 213L209 214V212H211L210 214V216H214V215H216L217 217H218V219H217V217L216 216H214L215 218H216V220H218V227H220L219 229H222L221 227H226V229H225V233L226 234H228V236H229V233H232L230 236L231 237H229V239H225V241L226 242H224V244L223 245H221V246H219L220 245V243L219 244H216V243H218V242H221L220 240L222 239V238H217L216 236L210 241V244L208 245V247H210V245H211V247H213L214 246V248L216 247V249L214 250V252L212 253V254H210V256H209V258L208 259H206L205 261H203L204 259H202V256H200V258L202 259V261H201V259H199L198 258V262H195V263H190V262H192V261H190V260H188L189 262H187V260L185 259V261L183 262V264L185 263V264H237L241 259H242V256L243 255H245V253L246 252H248L249 250H251L250 248L251 247H253L254 245L255 246H257L256 244L258 243V242H260L261 241V243L262 242H264L263 241V239H264V216L263 217H261L259 220L257 219H254V220H251V219H249V220H251V222H250V225H249V227L246 229V230H242L243 228L238 224V225H236V223L234 222V215H237L236 213H234V215H231L232 214V212H235L236 211V208H235V211H233L234 210V208H233V210H232V207L230 208V205H229V210L231 209L232 211H230L229 213H230V217L231 218H233V223H231V221L230 222H228V220H230L229 218H228V220H227V215H228V213H227V211L226 210H224ZM259 209H261V210H259ZM259 209L257 210V211H259L258 213H257V211H256V213H257V216L258 215H260V211H262V209H264L263 208V206H262V208H260L259 207ZM62 210V209H61ZM60 210V211H61ZM72 210V209H71ZM179 210V209H178ZM228 210V211H229ZM240 210V211H239ZM70 211V210H69ZM75 211V210H74ZM81 211V210H80ZM81 211V212H82ZM191 211V210H190ZM264 211V210H263ZM71 212H73V211H71ZM77 212H78V210H77ZM143 212V211H142ZM43 213H44V211H43ZM42 213V214H43ZM61 213H63V212H61ZM73 213H75V212H73ZM161 213H162V211L160 212V215H161ZM193 214H195V213H193ZM248 214V213H247ZM246 214V215H247ZM249 215V214H248ZM247 215V216H248ZM253 215V214H252ZM252 215L250 214V218H252ZM41 217V216H40ZM154 217V216H153ZM156 217V216H155ZM199 216H196V218H198ZM214 217H212L213 218V220L215 219ZM254 217H256V214H254L253 215V218ZM191 218V219H190ZM211 218V219H212ZM252 218V219H253ZM257 218V217H256ZM9 219V218H8ZM6 220V219H5ZM3 221H4V219H3ZM6 221H8V220H6ZM172 222V223H171ZM189 222V221H188ZM8 223V222H7ZM171 223V224H170ZM238 223V222H237ZM4 225H5V222H4ZM7 225V224H6ZM248 225H245L246 227L248 226ZM5 227V226H4ZM224 227V228H225ZM240 228H242V229H240V230H242V232L239 230ZM3 229V228H2ZM244 229H245V227H244ZM6 230H7V227H6ZM6 230H1V231H3V233L6 231ZM91 230V229H90ZM29 231H31V230H29ZM224 231V230H223ZM222 231V232H223ZM32 232V231H31ZM90 232H91V234H90ZM33 233H34V231H33ZM224 233V232H223ZM32 234V233H31ZM26 235V236H25ZM29 235V234H28ZM28 235L27 234H24V236L26 237H24L23 235V237L26 239H24L23 238V242L24 243H27V237H28ZM159 235V234H158ZM20 236V235H19ZM30 236V235H29ZM159 236H163V235H159ZM219 236V235H218ZM221 236V235H220ZM223 236H224V234H223ZM227 236V237H228ZM225 237V236H224ZM30 238H31V236H30ZM159 238V237H158ZM54 239V238H53ZM56 239V238H55ZM58 239V238H57ZM61 239V238H60ZM157 239V238H156ZM155 239V240H156ZM183 239V238H182ZM216 239V240H215ZM220 239V240H219ZM26 242H25V241ZM48 240V239H47ZM50 240V239H49ZM49 240H48V242H49ZM134 240V239H133ZM223 240V239H222ZM13 241L14 240H10L7 244H5V245H3V248L1 249V251H0V254L2 253H6V251L8 252L10 249L12 250V245H13ZM20 242H21V240H19ZM28 241H29V239H28ZM30 241H31V239H30ZM157 241V240H156ZM159 241V240H158ZM157 241V242H158ZM212 241H215L214 243L212 242ZM218 241V242H217ZM224 241V240H223ZM222 241V242H223ZM33 243H35L34 241H32ZM32 242H29V245H27L28 247H31L30 249H32ZM51 242V241H50ZM54 242H55V240H54ZM209 242V241H208ZM19 243V242H18ZM32 243V244H31ZM144 243V242H143ZM160 243V242H159ZM1 244V243H0ZM28 244V243H27ZM31 244V245H30ZM36 244V243H35ZM164 244V243H163ZM14 245H16V244H14ZM161 245V244H160ZM213 245V246H212ZM258 245H259V243H258ZM26 246V247H27ZM35 246V245H34ZM121 246V245H120ZM124 246H126V245H124ZM155 246V245H154ZM219 246V247H218ZM254 246V247H255ZM27 247V248H28ZM152 247V246H151ZM158 247V246H157ZM1 248V247H0ZM153 249V248H152ZM210 250V249H209ZM253 250H254V248H253ZM253 250H251L250 252H252ZM30 251V250H29ZM45 251V250H44ZM43 251V253H41L42 255L41 256H45L46 255V257H48V258H50V256H52L53 255V253L51 252V251H49L48 253H45ZM60 251V250H59ZM27 252V251H26ZM155 252V251H154ZM203 252V251H202ZM206 252V251H205ZM150 253V252H149ZM59 254V253H58ZM57 254V255H58ZM247 254V253H246ZM204 255H206V254H204ZM2 256H4V255H2ZM187 257V259H190V257H189V255H186ZM0 257H1V255H0ZM19 257V256H18ZM17 257V258H18ZM189 257V258H188ZM203 257H205V256H203ZM22 258H25V256H20V258H19V260H21L22 261V263H23V261H24V259L22 260ZM196 258V257H195ZM39 259V258H38ZM41 259H42V257H41ZM148 259V258H147ZM183 259V260H184ZM197 259V258H196ZM13 260L14 259H12V262H13ZM18 260V259H17ZM17 260H14V262L13 263H11V264H18L17 262H19V264H21L20 263V261H17ZM81 261V259H78V261ZM192 260V259H191ZM15 261H17V262H15ZM77 260L75 261L76 263L78 262ZM79 261V262H80ZM195 261H197V260H195ZM25 262V261H24ZM39 263H40V261H39ZM76 263H74V264H76ZM116 263H117V261H116ZM240 263V262H239ZM262 263V262H261ZM7 264H9V263H7ZM25 264V263H24ZM79 264V263H78ZM81 264V263H80ZM113 264H115V263H113ZM263 264V263H262Z\"/></svg>", "mask_w": 264, "mask_h": 264}, {"label": "built area", "instance_id": "3", "mask_svg": "<svg viewBox=\"0 0 264 264\" xmlns=\"http://www.w3.org/2000/svg\"><path fill=\"white\" fill-rule=\"evenodd\" d=\"M197 133H199V136L196 137L200 138L202 144H207L208 142L211 144H218L220 139V135H218L219 129L214 124L210 125L206 130H202L201 132ZM239 144L241 145L242 143L240 142ZM241 154L242 155L237 154L234 159V164L242 162V166L240 168L253 174L255 171L260 170L264 163L262 154H259V152L256 150H252L250 153L241 151ZM242 180L243 178H241V181ZM251 189L252 185L249 181H242L241 183L234 186L232 193L234 195L244 197L245 195L250 194Z\"/></svg>", "mask_w": 264, "mask_h": 264}, {"label": "water", "instance_id": "4", "mask_svg": "<svg viewBox=\"0 0 264 264\" xmlns=\"http://www.w3.org/2000/svg\"><path fill=\"white\" fill-rule=\"evenodd\" d=\"M3 213H4V209H3L1 217H0V236H1V230H2Z\"/></svg>", "mask_w": 264, "mask_h": 264}]
</instances>
